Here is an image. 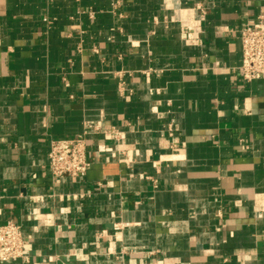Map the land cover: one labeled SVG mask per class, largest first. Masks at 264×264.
<instances>
[{
  "label": "crops",
  "instance_id": "0c3cea01",
  "mask_svg": "<svg viewBox=\"0 0 264 264\" xmlns=\"http://www.w3.org/2000/svg\"><path fill=\"white\" fill-rule=\"evenodd\" d=\"M257 17L264 0H0V225L25 238L0 264H264V78L239 70ZM87 123L119 135L52 177L50 140Z\"/></svg>",
  "mask_w": 264,
  "mask_h": 264
},
{
  "label": "built area",
  "instance_id": "2783aa9c",
  "mask_svg": "<svg viewBox=\"0 0 264 264\" xmlns=\"http://www.w3.org/2000/svg\"><path fill=\"white\" fill-rule=\"evenodd\" d=\"M46 20V19H44ZM241 62L240 77L245 82L264 78V24L257 17L240 30ZM118 90H124V81L119 78ZM91 132L110 133L114 137L118 131H105L97 125L87 123L84 129L70 138L50 140L47 153V168L52 177L63 175H84L91 166L87 156L86 137ZM172 135V128H169ZM25 238L21 226L8 220L0 225V262L24 257Z\"/></svg>",
  "mask_w": 264,
  "mask_h": 264
},
{
  "label": "water",
  "instance_id": "95a60500",
  "mask_svg": "<svg viewBox=\"0 0 264 264\" xmlns=\"http://www.w3.org/2000/svg\"><path fill=\"white\" fill-rule=\"evenodd\" d=\"M56 264H64L62 261H57Z\"/></svg>",
  "mask_w": 264,
  "mask_h": 264
}]
</instances>
